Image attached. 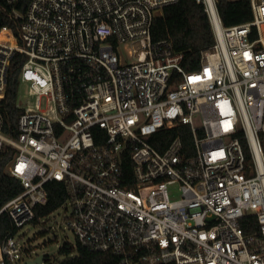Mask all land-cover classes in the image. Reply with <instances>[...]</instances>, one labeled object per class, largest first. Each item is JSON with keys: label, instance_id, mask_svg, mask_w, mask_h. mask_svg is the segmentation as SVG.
Here are the masks:
<instances>
[{"label": "built area", "instance_id": "obj_1", "mask_svg": "<svg viewBox=\"0 0 264 264\" xmlns=\"http://www.w3.org/2000/svg\"><path fill=\"white\" fill-rule=\"evenodd\" d=\"M177 1L31 0L13 11L18 35L0 27V106L17 53L19 87L35 96L18 99L15 136L0 108L6 171L23 186L0 208L17 228L0 235V264L34 258L16 235L52 180L69 192L61 221L77 242L120 264H264V0L229 26L219 0H197L215 42L191 71L170 41L152 40L155 17ZM180 124L191 146L153 142Z\"/></svg>", "mask_w": 264, "mask_h": 264}, {"label": "trees", "instance_id": "obj_2", "mask_svg": "<svg viewBox=\"0 0 264 264\" xmlns=\"http://www.w3.org/2000/svg\"><path fill=\"white\" fill-rule=\"evenodd\" d=\"M31 0H16L8 3L0 1V27L9 26L18 35L20 19L15 17L13 11L24 13ZM219 12L224 25H233L249 21L252 18L250 0H219ZM152 40L166 39L171 42L176 52L184 54L183 66L191 71L200 67L201 51L212 46L215 35L202 3L197 0H178L164 7L152 25ZM26 60L21 53L14 55L11 60L8 76L7 91L1 101V110L5 116L4 131L11 135L17 133V120L22 109L17 104L19 88V70ZM181 136L185 145L191 146L192 134L188 125L180 124L175 127L161 130L153 137V142L161 149L174 137ZM162 137L163 143L159 144L156 138ZM13 149L0 148V208L11 198L23 190L21 181L6 171L7 163L13 157ZM124 174L132 176L131 161L126 159L123 165ZM48 201L36 207V217L32 221L37 224L39 217L55 212L69 197V192L63 182L52 180L47 182ZM17 231L8 214L0 215V235ZM61 256L46 254V264H120L118 255L107 251L94 250L77 242L74 246L66 242L58 249Z\"/></svg>", "mask_w": 264, "mask_h": 264}, {"label": "rangeland", "instance_id": "obj_3", "mask_svg": "<svg viewBox=\"0 0 264 264\" xmlns=\"http://www.w3.org/2000/svg\"><path fill=\"white\" fill-rule=\"evenodd\" d=\"M27 84H21L19 87L17 101L19 99L24 105H34L35 96L29 94ZM174 197H179L174 196ZM63 208H59L48 218H44L42 221L45 224H33L27 223L17 233V237L24 243L25 247L29 250V256L36 257L38 254H54L61 256L58 252L60 239L65 238L66 241L74 246L77 243L76 237L73 231L68 227L66 222H62V218L65 215ZM61 223V228L59 223ZM59 239V240H58Z\"/></svg>", "mask_w": 264, "mask_h": 264}, {"label": "water", "instance_id": "obj_4", "mask_svg": "<svg viewBox=\"0 0 264 264\" xmlns=\"http://www.w3.org/2000/svg\"><path fill=\"white\" fill-rule=\"evenodd\" d=\"M45 255L44 253L38 254L33 259H28L18 264H44L45 263Z\"/></svg>", "mask_w": 264, "mask_h": 264}]
</instances>
